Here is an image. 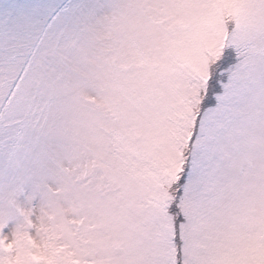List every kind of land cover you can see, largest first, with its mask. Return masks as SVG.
<instances>
[{
	"label": "snow or ice",
	"instance_id": "snow-or-ice-1",
	"mask_svg": "<svg viewBox=\"0 0 264 264\" xmlns=\"http://www.w3.org/2000/svg\"><path fill=\"white\" fill-rule=\"evenodd\" d=\"M0 264H264V0H0Z\"/></svg>",
	"mask_w": 264,
	"mask_h": 264
}]
</instances>
